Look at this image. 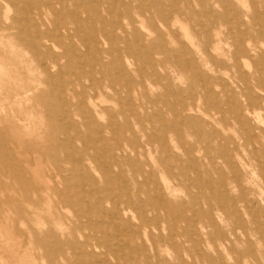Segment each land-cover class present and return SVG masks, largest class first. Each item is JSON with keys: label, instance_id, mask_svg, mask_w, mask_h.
<instances>
[{"label": "rangeland", "instance_id": "rangeland-1", "mask_svg": "<svg viewBox=\"0 0 264 264\" xmlns=\"http://www.w3.org/2000/svg\"><path fill=\"white\" fill-rule=\"evenodd\" d=\"M81 1L84 3L82 6L69 5L64 9L75 11L78 18H89L87 25L84 24L78 31L80 36H84L83 42L88 47L85 49H89L84 56L67 53L44 35L43 32L52 28L56 19L53 12L39 4L38 0L36 5L29 0H17L19 10L0 0V115L9 117L15 113L17 118H10L19 125L30 122L28 131H13L17 149L21 155L25 154V141L28 137L31 138L36 149L37 158L33 166L37 168L38 185L43 183L48 172L52 175L53 172H59L63 183L71 187V193L68 194L74 200L72 208L62 198L56 202L57 196L53 195L49 201L42 200L40 208L34 211L30 201H21L17 197L16 188H0V199L2 191L9 195V217H16L12 209L19 204L20 212L26 218L35 219L32 222L36 224L38 231H43L51 224L56 234L61 236L71 231L74 218L75 233L80 242L83 238L76 227L85 226L88 221L95 224L103 221L109 248L104 247L101 253H95L96 256L92 258L98 262L89 260L90 264H162L155 259V254L167 258L170 264H175L174 249L183 252L177 245V236L181 232L193 239L195 246L185 243L186 252L189 260H195L198 264H264V150L259 154L251 152L257 150L256 134L264 131V0H159V16L153 14L158 9L155 11L154 7L157 5L152 0ZM138 5H145L144 13L140 17L137 12ZM128 14L134 18L133 25L128 23ZM221 14L225 17L223 20L218 17ZM138 18L143 21L144 26ZM15 19L19 22L16 25L13 22ZM59 22L75 25L69 17H62ZM151 25L155 28L153 35L154 39L157 36L159 46L178 54L184 53L182 46H185L187 54L179 59L182 64H186L187 57L192 53L206 76L214 77L217 82L216 77L224 79L223 73L231 76L226 79L227 94L222 99L235 94L236 101L222 100L216 108L210 105L204 108L201 97L197 98V95L203 93L197 78L185 75L178 68H174L172 78L162 79L160 86L151 85V78L146 77L143 80L133 70V82L123 76L119 78L121 84L108 88L105 78L109 76L114 79L115 75L106 76L109 67L102 64L111 58L104 53L108 48L103 42V33L113 36L116 34L122 39L125 37L122 30L129 32L136 27L145 32ZM228 29L234 31L235 39L243 41L247 38L256 47V50L246 55L241 54L237 58V67L229 59L228 48L232 49L229 45L231 40L227 38L224 42L217 43L218 32L222 31L226 35ZM22 30L27 32L41 55L47 54L42 57L43 64L54 62L57 65L51 73L54 80L51 86L47 87L41 81L46 78V74L42 72L37 56L10 38L9 33ZM169 31L179 41L175 39L169 43ZM207 32L210 33L209 40ZM198 38H202V42L199 43ZM66 42L68 43L67 40ZM72 42L77 43V37ZM117 44L123 47L119 40ZM217 44L220 49L218 52ZM204 47L215 58L213 60L217 61L212 67H208L205 62L207 55L201 54ZM137 52L138 48L132 44L128 54L134 63H138L135 60ZM217 53L221 55L219 58ZM148 54L155 62L162 56L159 51H149ZM222 59L226 62L221 65L218 61ZM155 62L146 64L148 75L159 73L167 76L171 72L168 69H172V66L168 62ZM237 72L248 75L239 79L243 83L241 89L246 94L253 95L252 102H247L235 89L237 87L233 75H237ZM213 81L210 82L211 91L221 93V87L214 90ZM26 89L29 90L22 96L21 92ZM192 92L195 104L192 108H186L191 102ZM146 93L159 98L156 105L146 106L145 97L143 98ZM254 93L259 96L256 102ZM116 97L121 103L117 102ZM48 101L52 104L49 111H57L55 115L64 125H70L74 121L81 126V116L92 119L97 114L94 107L96 104L113 109L114 113L112 111L104 115V119L112 117L113 121L121 125L123 122L127 124V127L117 128V136L122 145L116 146L112 139L116 129H103L100 132L97 129L90 130L86 134V143L78 141L70 129L58 135L68 145V151L73 156L71 162L65 161L66 154L59 149L49 151L51 161L42 152L47 139L45 135L52 129L45 123V111L41 108V103ZM162 101L166 104H162ZM75 107H81L82 112L76 113ZM167 108H173L177 112L176 118L185 120L194 117V127L199 130L200 140L198 143L193 139L194 151L189 150V140L192 137L185 136L182 125H175L174 132L156 125L142 131L134 122L135 118H143L147 112L149 115L154 111H163L166 114ZM55 115L53 114L54 117ZM243 121L246 124L242 125ZM81 130L83 132V126ZM4 133L9 139L10 132ZM147 136L151 141H148ZM262 136L260 138L264 143V134ZM125 137L131 139V144L122 140ZM178 138L180 141L185 139L186 153L178 146ZM245 139L250 143L251 151L243 144ZM2 143L9 149L8 140ZM194 156L196 164L193 163ZM126 158L134 169V166L139 168L138 183L142 184L144 178L146 180L140 193L129 180L131 174ZM113 162L118 163V169L123 175L113 185L117 188L126 187L125 191L131 188L128 198L133 203L132 211L124 209L122 199H126L127 194L118 192L114 196L106 187L111 184H104L100 179L102 165ZM63 183L57 184L58 189L63 188ZM90 187L98 189L97 197L100 199L91 202L96 206L101 205L102 210L96 207L89 211L84 195ZM109 187L113 189V186ZM60 204L70 212L66 213L59 208ZM4 206L0 203V264L39 263L38 252L28 247L25 249L18 243L15 234L18 221L12 219L10 222L5 218ZM74 210L78 217H75ZM208 220L212 224L206 229L212 237L211 240L202 242L197 231L200 232L201 224ZM242 224L245 230L238 228ZM24 226L21 224L20 228ZM27 229L28 227H24V232L29 234ZM82 232L86 234L88 230ZM153 235L170 236L171 241L168 244L172 248L168 251L162 247L153 249L148 241ZM144 248L147 250L143 251Z\"/></svg>", "mask_w": 264, "mask_h": 264}, {"label": "bare ground", "instance_id": "bare-ground-1", "mask_svg": "<svg viewBox=\"0 0 264 264\" xmlns=\"http://www.w3.org/2000/svg\"><path fill=\"white\" fill-rule=\"evenodd\" d=\"M4 1L7 2L15 10H19L20 6L18 5L17 0H4ZM29 1H31V4L33 5H36L37 3V0L36 1L29 0ZM50 1L51 0H38L39 4H42L44 7H47L49 10H51V12H53L55 19H56V21L52 25V28L43 32L44 35H47L52 41H54V44L56 46L64 49V51H66L67 53L70 52L72 55H78V56L87 55L89 52V49H85L87 46L83 42L84 36H80L78 34V31L80 27H82L84 24L87 25V23L89 22L88 20L89 18H78L75 11L73 10L66 11L64 9L69 5L82 6V4H84L83 1L81 0H54V2L52 3ZM152 1L153 3H156L157 5L156 7H154L155 11L158 9V11H156V13H153V14H155L156 16H159V13L161 12V10H160V7H158V5L161 2H159V0H152ZM53 3L57 6H55ZM144 7L145 5L137 6V12H138L139 17L143 15L144 10H145ZM211 12L212 14L214 13L213 11ZM181 14L182 13H179V15ZM150 16H151V13H150ZM62 17H69L70 19H72V21H74L75 25L73 23L66 25V24L59 22ZM127 17H128L127 18L128 23L133 25L134 18L131 17L130 14H128ZM218 17L220 18V20H223L225 18L223 17L222 14L218 15ZM137 20H139L140 24L144 26V23L142 20H140L139 18ZM6 21H7V18H6ZM13 22L15 23V25L19 23L16 19L13 20ZM154 30L155 28L152 25L150 26L149 30L145 32H142L140 28L138 29L136 27L131 28L129 32L122 30V32L125 34V37H123L122 39L119 38L116 34H114L113 36L108 33H103V42L104 44L107 45V48H108L107 50H104V53L108 54L107 56H110L111 58H109L108 62H104L102 64H104L103 65L104 67L108 65L109 70L112 72L111 73L109 70H107L108 73L106 74V76L111 75V74L115 75L114 79L113 77L108 76L107 78L105 76L106 77L105 79H107V81L105 82L108 83L106 84L108 88L115 87L116 85L121 84L119 78L123 76H126L130 81L133 82L134 80V78H132L133 70L136 71L137 76L141 77L143 80L146 77L151 78L149 79V83L151 85L160 86L162 79L172 78L174 76V68L175 69L178 68L179 71H181L185 75H191V76L193 75L197 78V83L199 84L203 92L200 95H197V98L201 97L202 104L205 106L204 108L208 107L209 105L211 107H215L216 105L221 104L222 100L228 101V102L236 101L235 94H233L232 96H227L225 97V99L224 98L222 99V96L227 94V91L225 90V88L228 87L226 79L227 77H231V76H229L227 73H223L222 76L224 77V79H220L216 77L218 79V82L214 77L209 76V75L206 76V72L202 69V66L195 60V55H192V53H190L189 56L187 57L186 64L184 63L182 64L179 59H181V57L184 54H187V50L185 46L181 45L182 49H184V53L180 52V54L174 53L173 51L163 46H159L157 44L158 43L157 36L154 39V35H153ZM228 30L229 32L226 33L227 37L225 34L222 33V31L218 32L217 43H221V41L223 40L225 41L227 38L231 40L229 45H231L232 49L228 48L229 49V59L230 61L233 62V66L237 67V58L241 54L246 55V54H249L252 50H256V47L254 45H251L250 40H248L247 38L243 39V41L237 38L235 39V35L233 34L234 31L232 29H228ZM129 35L131 36V39H129ZM204 35L205 34H203V36ZM9 36L13 41L16 40L19 44H21L24 47V49L30 52H33L37 56L38 64L40 65L42 72L46 74V78H44L41 81L42 83H45L47 87L51 86L54 83L51 73L54 72V70L57 68V65L54 62H51L48 65L43 64L42 57L44 58L45 56H47V54L45 53L41 55V52H38L39 50H37L35 43L30 40L31 38L25 30H22L17 33H13V34L9 33ZM169 36H171L170 39H169ZM76 37H77L78 42L77 43L72 42V40H74V38ZM167 37H168L167 40L169 41V43H172V41H174L175 39L179 41L176 35L174 36L172 35V33L170 34V31ZM207 37L209 40L210 38L209 32H207ZM66 40L68 41V43L66 42ZM118 40L123 43V47H120V45L117 44ZM197 40H199L198 41L199 43L202 42V38H198ZM179 43L180 42H178V44ZM199 43H198V46H199ZM132 44H134L135 47L138 48V52H137L138 54L136 55V58H135V60L138 63H134V61L131 60L130 58L131 56H129L128 54L130 50V46ZM83 45L85 47H83ZM83 49L84 51H82ZM216 49H217V52L220 51L219 45L216 47ZM149 51H159L160 54H162L160 59H157L156 62H158L159 64L161 63L164 64L165 62H168L172 66L171 67L172 69H168V71H171L168 74L170 76L168 75L166 76L165 74L160 75L159 73H153L152 75H148L146 64L150 63L151 61L155 62L154 59L149 56L148 54ZM201 54H204L205 56L207 55L205 58V62L208 65V67H212L217 62L213 60L215 58L211 57V53H208L207 49L205 50V47H204V50L201 51ZM220 56L221 55L217 53V57L219 58ZM222 60L218 61L221 65L225 61V60L223 61ZM136 65L138 66L135 69ZM103 66L102 68L106 69ZM247 76L248 75H243L238 72H237V75H233V78L235 80L234 83L237 87L235 89L239 91L240 94L248 100L247 102H252L253 95L246 94L244 90L241 89V84L243 83L240 82L241 79H239V78L244 79V77H247ZM213 80H216V81L214 82ZM212 81L214 85V90L217 89V87H221L220 88L221 93H217L216 91H211L212 86H210V82ZM257 81H259V79ZM27 90L29 89L23 90L22 91L23 93L21 92L22 96L23 94L25 96V93H27ZM43 92L44 90L41 91V93ZM239 92H236V93H239ZM144 95L145 96H143V98L145 97L144 100L146 101V106L148 104L156 105L157 102L159 101L158 100L159 98L156 99V97L149 96L147 95V93ZM26 97L28 99L30 98L27 94H26ZM258 98L259 96L254 93V102H256ZM190 99H191V102L189 105L186 106V108H192L195 104L193 92L190 95ZM116 100L117 102L121 103V100L117 99V97H116ZM201 100L199 99L200 102ZM161 103L164 105L166 104L163 101ZM51 106L52 104L50 101H48V103H45V102L41 103V108L43 109V111H45V114H44L46 118L45 123H48L52 127L49 133L45 135L47 139L45 140L46 142L44 145L45 147L44 149H42V152H44L47 155V157H49V155L51 156L49 151H52L54 149L55 150L59 149L65 152L66 154L64 158L65 161H67L68 163L71 162L73 156L72 154L70 155V152L68 151L69 150L68 145L64 142V140L59 139V135H58V134H64L70 129L73 130V133L76 139H78V141H81L83 143H86L85 141L86 134L90 130L97 129V131L100 132V131H103V129L108 130V131L116 129L114 130L115 131L114 134H112V139L114 140V144L116 146H119L121 139H119L117 136V134H119L117 128H119V126L127 127V124L123 122L121 125L117 123V121H113L112 117L106 120L104 119V115L110 114L113 111V109L109 107H103V106L99 107L97 104L94 105V107H96L95 110H97L96 111L97 114H95V116L92 117V119H90L88 116H85V117L81 116V120L79 124L84 127L83 132H81L82 131L81 126H78V124L75 123L74 121L70 122V125H64L60 121V119H57V116L55 115L57 114V111H55V113L49 111ZM74 110L76 113L82 112L81 107H75ZM145 112H147V110ZM52 113L55 115V117L53 116ZM112 113H114V111ZM120 113H121V110H119V114ZM147 113L145 116H143V118H135L134 120L135 124H138L139 128L142 131L146 130L147 127L152 128L156 125L157 127H160V128L166 127L167 129H170L172 130V132H174L175 125H178V124L182 125L185 136L192 137L191 138L192 140H189V143H190L189 150L191 152L194 151L195 147L193 145V139L194 141H197L198 143L200 142L198 138L199 130L195 129L194 127L195 123H193L194 117L192 119L185 118V120L182 118H176L177 112L173 108H169V109L167 108L166 114H164L163 111H154L152 115H149ZM10 117L17 118L15 113H14V116L11 115L9 117H7V115L6 116L0 115V142L2 143L4 142V140H8L10 142L9 149H7L6 146L3 145V143L2 144L0 143V188L5 189V190H9V188H16L17 190L15 192H17L16 194L17 197L21 201L23 200L30 201L34 211L40 208L42 200L45 199L46 201H49L50 199H52L53 195L57 196L55 199L56 202H58L59 198H62L64 199V202L66 203L68 207L72 206L73 208L74 200L71 199L72 196L68 194V192L71 193L70 192L71 187L67 183L65 182L63 183L62 176L59 172H56V173L53 172L54 175L48 172L45 175V179L43 180V183H41V185H38L37 168L33 166L37 158L35 155L36 149H34L35 147L34 143L31 141V138L28 137L24 144L26 147V152L25 154L21 155L19 150L17 149V143L15 142L16 138L14 137L15 135L13 133V131H24V132L28 131L30 129L29 127L30 122L28 121L24 123L23 125H19L15 121H12ZM244 124H246V122L243 121L242 125ZM7 131L10 132L9 139L7 136H5V133H4ZM260 133L264 134V131H260ZM260 133L256 134L257 150L255 149V151L254 150L251 151L252 148L250 147V143L246 139L243 141V144L246 147H248V149H250V151L253 153L257 152L259 154L263 152L264 150V143L261 141V138H260L263 136ZM26 134L29 135L30 133H26ZM147 139L148 141H151V139L148 136H147ZM122 140H125L126 143L131 144V139L127 137L122 138ZM177 141H178L177 142L178 146L182 147L184 153H186L187 148L186 149L184 148V146L186 145L185 139H182V141H180L178 138ZM121 154H122L121 156H123V152ZM50 159L52 161V158ZM195 161H196V157L194 156L193 157L194 164H196ZM126 162H127V165L129 166L128 170L130 171V174H131L129 180L132 184L136 185L135 189H138L140 193L142 191V187L146 183V180L144 178L143 183L139 184L138 179H137V170L139 168L134 166L135 167L134 169L132 166V163H129V159L127 158H126ZM118 168L119 167H118L117 162H113L109 165H102L101 170L103 172L100 173V179L103 180L104 184H107V183L111 184V185H106V187H108V189L110 190L109 193L113 194L114 196H116L118 192L119 193L124 192L125 194H127L126 195L127 198L122 199L125 205L124 209L125 210L130 209L132 211L133 203L128 198L131 195V190H130L131 188L125 191L126 187L117 188L116 186L113 185L115 184L116 181H118V178L123 176L122 172ZM114 169H117V171H114ZM62 183H63V188L58 189L57 184L60 185ZM109 186H113V189H111ZM55 187H57V190ZM2 193L3 194H1L0 203L5 205L4 206L5 211H6L5 218L9 219L10 222L12 221V219L14 221L16 220L18 221V228L15 231L18 243L20 244V246L22 245V247H25V249H27L28 247L31 250L38 252V255L37 254L36 255L39 258L38 262L40 264H90V262H98L97 260L92 258L96 256L95 253H101L104 247L109 248L108 247L109 244L106 239L107 234L105 232V228H103L102 226L104 223L103 221L98 224L92 223V221H88V223L85 226L80 225L79 227H76L78 233H80L83 238L82 242H80L77 239L78 236L75 233V227H74L75 219L74 218L72 219L73 228L71 229V231L69 230L68 234H65L63 236H61L60 234H56V232L53 230V225L51 224L47 225V227H45L43 231L40 232L38 231L36 224L32 222L33 218L31 217H30L31 219L28 217L26 218L25 215L22 212H20V206L17 203H16L17 205L13 206V209H12V211L15 212L16 217L13 216L12 219L9 217L10 216L9 208L11 207V204H9L10 202V199L8 197L9 195H6V191H2ZM98 193H99L98 189L94 187H90L85 193L84 198L88 203L87 206L89 205V211L92 210V208L96 209V207H98V209L101 208L100 210H102L101 205L96 206L95 203L91 202V200H94L95 202L96 199H100L99 197H97ZM147 195L150 197L151 196L150 192H148ZM114 207H116V205ZM59 208L63 209L66 213L70 212V210L67 207L61 204ZM74 211H75V217H78V215L76 214V210ZM21 224L25 225L24 227L26 228L28 227L27 230L29 231L28 232L29 234H26L24 232L25 231L24 227L20 228ZM211 224L212 222L208 220L205 224H201L202 229L200 230V232L197 231V234L201 236V238L205 237L203 238V240L199 238L202 242H205L206 240H211L212 236H210L208 229H206V227L211 226ZM238 228L245 230V228L243 227V224ZM85 229L88 230V233L86 234L82 232V230H85ZM99 233L101 234V236H99ZM177 237L179 238L177 245L180 246V249L182 248L183 252L181 253V252H178L176 249H174L175 251L174 257L176 259L175 264H198L197 261L195 260L191 261L189 260V256L187 257V254H188L186 252L187 245L185 243L189 242L191 244L190 246L192 245L195 246L193 239L185 232H181V234H179ZM148 241L150 242L151 245H153V249H158L159 247H162L165 249V251H168L170 250V248H172L168 244L171 241V237L168 235H165V236L159 235L158 237H155L153 235V236H150V239L148 238ZM146 250H147L146 248L143 249V251H146ZM142 259L144 260L143 257ZM155 259L158 261H161L162 264H170L169 263L170 261L167 258L159 256L157 254H155ZM89 260L90 262L88 263Z\"/></svg>", "mask_w": 264, "mask_h": 264}]
</instances>
